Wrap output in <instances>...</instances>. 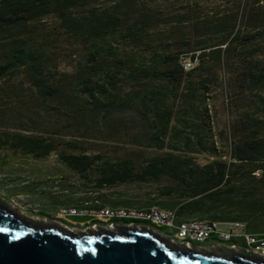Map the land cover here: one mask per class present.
<instances>
[{"label": "trees", "instance_id": "obj_1", "mask_svg": "<svg viewBox=\"0 0 264 264\" xmlns=\"http://www.w3.org/2000/svg\"><path fill=\"white\" fill-rule=\"evenodd\" d=\"M48 15L54 21L45 28L39 22ZM61 43L80 47L71 71L53 61ZM181 56L195 64L183 69ZM221 84L228 129L215 126L211 110V90ZM31 101L61 116L80 139L33 129ZM120 133L142 150L138 168L129 157L86 152L80 141ZM51 151L71 171L94 168L95 188L113 189L114 197L72 205L157 204L176 220L236 219L264 235V0L214 9L191 0L176 12L155 0H0V186L24 177L8 152L41 159ZM161 177L166 183L155 188L139 183ZM139 190L148 193L141 205L122 197Z\"/></svg>", "mask_w": 264, "mask_h": 264}, {"label": "rangeland", "instance_id": "obj_2", "mask_svg": "<svg viewBox=\"0 0 264 264\" xmlns=\"http://www.w3.org/2000/svg\"><path fill=\"white\" fill-rule=\"evenodd\" d=\"M164 5L165 8H171L172 11H181L183 5L187 1L191 0H155ZM200 3L207 8H221L231 3V0H199ZM52 17L49 15L43 17L39 23L45 28L50 27L53 23ZM53 61L57 64L59 70L71 71L72 66L75 64L78 58L80 47L77 44L72 46H65L63 43L53 50ZM29 107L32 111L34 118L35 130L57 131L59 138L61 139H74L78 138L73 129L67 127L66 123L62 120L61 116L53 112H43L39 107L38 101H31ZM211 110L213 112V119L216 127L228 129L230 108L228 106L227 91L223 89L222 84L216 86L211 90ZM13 113H17L18 110ZM43 132V131H40ZM80 139V138H78ZM110 141H103L91 137H84L81 144L84 146L85 151L102 152L104 155L111 158L129 157L134 161L135 167L138 168L141 164L142 150L134 149L127 146L123 141V134L112 135ZM58 150L69 151L68 148H64L58 145ZM153 150H148L152 152ZM8 157L15 165H19L22 169L21 173L22 182L17 183L16 186H0V202L7 207L13 209L19 214L29 217L35 221L41 223H58L64 224L70 227L74 231L85 229H97L105 228L112 230L113 224L109 225L107 222L99 221L94 225L87 223L86 215H76L69 217H60L57 213V209L60 207L62 201H67L66 205H72V202L84 203L83 205H89L90 202L100 200L96 195L104 197H114L112 188H95L94 179L97 172L94 168H88L83 173H78L67 169L56 158V153L51 151L47 156L41 159H32L30 157L19 156L16 153L8 152ZM204 156H196V160L203 161ZM0 174V178H1ZM40 182L36 184L35 190L27 191L25 186L27 183L31 185L34 181ZM37 182V183H38ZM129 185H134V182H129ZM144 189L155 188L157 185L166 183L164 177H161L159 181L148 180L139 182ZM15 185V184H14ZM13 187H16V192H13ZM115 189H122L121 186H115ZM124 189V188H123ZM126 190V188L124 189ZM144 192V191H143ZM129 193V192H126ZM142 191L139 190L135 194H125L123 199H131L132 204L141 205L146 202L148 193L142 196ZM74 220V221H72ZM78 220H83L79 223ZM261 228L264 230V218L258 219ZM165 231L172 232L171 228L164 227ZM154 231V230H153ZM156 232V231H154ZM226 244L225 242H219L215 240L214 234H209L206 238L198 243H192L195 247H205L208 245L216 246L217 244ZM241 246H243L241 244ZM238 249L236 244V249ZM264 256L263 254H260Z\"/></svg>", "mask_w": 264, "mask_h": 264}, {"label": "water", "instance_id": "obj_3", "mask_svg": "<svg viewBox=\"0 0 264 264\" xmlns=\"http://www.w3.org/2000/svg\"><path fill=\"white\" fill-rule=\"evenodd\" d=\"M0 264H264L247 251L175 244L149 227L74 231L41 223L0 202Z\"/></svg>", "mask_w": 264, "mask_h": 264}, {"label": "built area", "instance_id": "obj_4", "mask_svg": "<svg viewBox=\"0 0 264 264\" xmlns=\"http://www.w3.org/2000/svg\"><path fill=\"white\" fill-rule=\"evenodd\" d=\"M179 63L183 69H188L195 64V61L190 60L187 56H181ZM57 213L60 217L86 215L88 216L86 222L94 218L98 222H107L109 225L117 223L122 226L149 227L168 241H170V234H182L183 243L170 242L188 247L191 246L192 243L202 241L211 233L215 235V240L219 242H226L233 237L235 240L227 243L232 248H235V242H238L236 240L237 238H240L242 241H256L257 250L247 251H252L257 254L264 253V235L245 230L242 222L236 219L187 218L176 220L173 209L162 208L157 204L149 205L143 209L134 207L99 206L93 208L83 205H62L57 209ZM113 216H127L135 220L109 222L108 219ZM142 221H149L151 225L145 224ZM95 223L96 222H92L91 224L94 225ZM62 225L68 227L64 224ZM164 227L171 228L172 232L165 231L163 229Z\"/></svg>", "mask_w": 264, "mask_h": 264}, {"label": "bare ground", "instance_id": "obj_5", "mask_svg": "<svg viewBox=\"0 0 264 264\" xmlns=\"http://www.w3.org/2000/svg\"><path fill=\"white\" fill-rule=\"evenodd\" d=\"M110 230V229H109ZM170 241H174L175 243H183V236L182 234H170ZM243 246L251 250H257V242L256 241H242ZM235 242V249H236Z\"/></svg>", "mask_w": 264, "mask_h": 264}, {"label": "flooded vegetation", "instance_id": "obj_6", "mask_svg": "<svg viewBox=\"0 0 264 264\" xmlns=\"http://www.w3.org/2000/svg\"><path fill=\"white\" fill-rule=\"evenodd\" d=\"M112 229H113V227H112ZM237 244V247L239 248V247H242V248H244L245 250H251V249H248V248H246L245 246H241V243H239V242H237L236 243ZM242 245H243V243H242ZM203 247V246H202ZM198 248H200V247H198ZM205 250H207V251H212V252H215V251H217V250H221V249H233L232 247H230L227 243L226 244H222V243H218L216 246H212L211 244L210 245H208V246H205V247H203ZM234 250V249H233ZM237 250V249H236Z\"/></svg>", "mask_w": 264, "mask_h": 264}, {"label": "crops", "instance_id": "obj_7", "mask_svg": "<svg viewBox=\"0 0 264 264\" xmlns=\"http://www.w3.org/2000/svg\"><path fill=\"white\" fill-rule=\"evenodd\" d=\"M72 221H74V220H72ZM78 221H79V223L83 222V220H78Z\"/></svg>", "mask_w": 264, "mask_h": 264}]
</instances>
